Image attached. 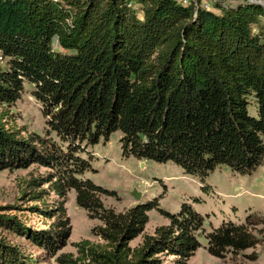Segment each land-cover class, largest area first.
I'll return each instance as SVG.
<instances>
[{
  "label": "trees",
  "instance_id": "trees-1",
  "mask_svg": "<svg viewBox=\"0 0 264 264\" xmlns=\"http://www.w3.org/2000/svg\"><path fill=\"white\" fill-rule=\"evenodd\" d=\"M203 2L0 0V107L13 105L28 87L57 139L18 138L3 128L0 112V171L32 164L56 171L50 189L61 199L72 190L75 205L101 224L95 229L101 246L81 241L75 257L60 254L56 264H160L161 256L185 264L200 246L202 217L187 203L129 246L156 205L135 204L123 213L102 206L105 191L79 177L88 169L79 154L99 137L118 131L123 158L172 163L200 184L220 165L239 176L262 165L264 10L249 0ZM248 97L255 118L247 114ZM55 210L62 212L61 205ZM62 226L31 231L15 216L0 215L1 230L48 254L62 245ZM248 231L245 220L222 221L205 235V250L220 258L250 248ZM5 240L0 237V264H32Z\"/></svg>",
  "mask_w": 264,
  "mask_h": 264
},
{
  "label": "rangeland",
  "instance_id": "rangeland-1",
  "mask_svg": "<svg viewBox=\"0 0 264 264\" xmlns=\"http://www.w3.org/2000/svg\"><path fill=\"white\" fill-rule=\"evenodd\" d=\"M240 1L224 0L228 6H235ZM259 1L264 5V0ZM208 2L204 0L203 3ZM4 66L2 59L0 68ZM247 102V114L255 118L253 98L248 97ZM0 112L3 113V128L16 137L27 139L36 135L57 143L45 125L39 105L29 95L28 87H25L18 101L9 107H0ZM119 137L120 133L115 131L107 140L99 137L97 143L87 146L79 155L87 161L88 169L79 177L105 191L99 200L104 208L114 213H123L135 204L151 202L156 205L147 211L143 231L129 243L130 247L139 245L141 237L152 235L156 227L166 225V213L175 214L182 203H187L202 217V222L201 230L196 234L200 246L185 264H264V160L248 176L233 174L226 166L220 165L207 175L202 185L198 179L183 175L180 168L172 163L158 164L151 160L123 158L118 145ZM55 174L56 171L37 164L24 169L0 171V215L15 216L31 231L55 232L60 223L63 224L61 230H66L62 245L55 253L48 254L24 236L0 229V237L15 246L32 264H56L55 258L60 254L75 257V245L81 241L93 246L102 245L95 234L100 222L89 219L75 205L74 192H65L61 199L50 189L51 184L59 178ZM48 176L51 182L45 183ZM32 180L40 183V186L28 187ZM204 185L208 187L206 192L201 191ZM34 193H40V200H30ZM132 193L138 194V198L135 199ZM59 205L62 212L57 211L59 208L55 210ZM44 207L53 212L43 215L38 209ZM244 220L254 239V246L239 252L226 250L220 258L207 254L205 235L211 229L222 221L242 223ZM175 261L174 257H160V264H176Z\"/></svg>",
  "mask_w": 264,
  "mask_h": 264
},
{
  "label": "water",
  "instance_id": "water-1",
  "mask_svg": "<svg viewBox=\"0 0 264 264\" xmlns=\"http://www.w3.org/2000/svg\"><path fill=\"white\" fill-rule=\"evenodd\" d=\"M249 1H251V2H253V3H255V4H257V5H259V6L262 7V9L264 10V5L262 4L261 1H259V0H249ZM132 196H133L135 199L138 198V194H136V193H132Z\"/></svg>",
  "mask_w": 264,
  "mask_h": 264
},
{
  "label": "built area",
  "instance_id": "built-area-1",
  "mask_svg": "<svg viewBox=\"0 0 264 264\" xmlns=\"http://www.w3.org/2000/svg\"><path fill=\"white\" fill-rule=\"evenodd\" d=\"M207 5V3H203V6H206ZM2 60V58H1V56H0V61Z\"/></svg>",
  "mask_w": 264,
  "mask_h": 264
}]
</instances>
